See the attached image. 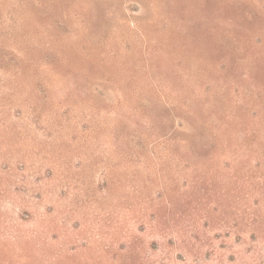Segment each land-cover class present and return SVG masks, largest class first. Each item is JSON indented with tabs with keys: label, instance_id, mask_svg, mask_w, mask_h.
<instances>
[{
	"label": "rangeland",
	"instance_id": "rangeland-1",
	"mask_svg": "<svg viewBox=\"0 0 264 264\" xmlns=\"http://www.w3.org/2000/svg\"><path fill=\"white\" fill-rule=\"evenodd\" d=\"M0 264H264V0H0Z\"/></svg>",
	"mask_w": 264,
	"mask_h": 264
},
{
	"label": "trees",
	"instance_id": "trees-1",
	"mask_svg": "<svg viewBox=\"0 0 264 264\" xmlns=\"http://www.w3.org/2000/svg\"><path fill=\"white\" fill-rule=\"evenodd\" d=\"M233 38H237V33H235V34L233 35Z\"/></svg>",
	"mask_w": 264,
	"mask_h": 264
}]
</instances>
